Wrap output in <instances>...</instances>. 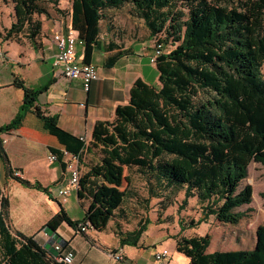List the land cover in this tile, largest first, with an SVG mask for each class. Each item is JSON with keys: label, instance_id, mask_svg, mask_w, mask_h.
I'll return each instance as SVG.
<instances>
[{"label": "trees", "instance_id": "16d2710c", "mask_svg": "<svg viewBox=\"0 0 264 264\" xmlns=\"http://www.w3.org/2000/svg\"><path fill=\"white\" fill-rule=\"evenodd\" d=\"M14 19L2 41L22 33L37 46L43 24L34 16L48 15L44 0H11ZM130 5L134 16L144 22L150 39L163 35L157 44L155 63L160 87L137 80L130 102L116 109L113 122H99L92 134L93 148H101L103 161L126 168L146 182L148 197L142 199L114 172L111 178L99 166L80 180V196L89 207L82 221H72L66 211L54 215L43 230L53 239L63 223L76 228L90 224L101 230L113 221L120 246L140 247L139 242L151 224L124 231L128 216L126 204L132 198L149 204L165 192L184 191L180 210L190 199L201 213L198 220H179L180 233L173 237L176 250L189 264H264V226L256 229L253 250L208 253L211 237L182 236L214 218L223 225L237 226L248 219L240 209L253 201L251 185L241 187L252 163L264 167V0H73L71 26L84 45L83 62L91 64L95 50H118L107 66L132 54L106 37L101 29L109 10ZM103 37V39L101 38ZM174 49L166 51L168 46ZM13 86L24 93L15 118L0 127V264H59L53 253L39 245L33 236L14 230L10 220L9 197L3 193L2 178L47 194L39 182L21 179L13 169L3 146L2 135L16 129L28 113L57 128V119L45 116L37 105L48 85L35 90L15 77ZM76 148L66 152L82 161L85 145L75 139ZM128 183V184H129ZM120 184V185H118Z\"/></svg>", "mask_w": 264, "mask_h": 264}, {"label": "crops", "instance_id": "0c3cea01", "mask_svg": "<svg viewBox=\"0 0 264 264\" xmlns=\"http://www.w3.org/2000/svg\"><path fill=\"white\" fill-rule=\"evenodd\" d=\"M9 24L11 27L14 19ZM71 25V17L64 20L43 23L41 40L37 46L27 44L26 40L18 43L14 39L3 42L1 39L0 48L3 51L6 62H2L8 75L5 82L0 80V127L9 124L17 115L22 103L24 93L13 86L15 77L22 79L31 89H41L49 86L47 91L40 94L37 105L45 116L57 119V128L50 126L39 119L34 113H28L21 124L14 130L2 135V142L5 151L11 162L13 169L18 170L20 178L30 183L39 182L43 187L48 188L54 200L38 190L41 194H33V199L37 204L46 207L49 216L43 217L42 212L36 211V216H42L40 225L31 228L28 225L24 232L12 224L11 208L13 201L9 194L10 220L13 228L27 236H32L60 211L62 207L72 221H82L85 210L89 207L86 198H81L80 184L73 189L65 202L56 197V191L67 184L68 171L67 160L63 157V152L68 148H76L75 139L84 136L87 141L92 142L94 128L99 122H113L116 117V109L119 106H126L130 102V93L134 83L141 79L145 83L159 88V77L156 67L151 64L153 52H140L136 46H122L123 50L130 49L132 54L119 58L112 66H107L109 59L118 50L107 52L104 49H97L93 53L91 64L97 68L98 80L92 84L89 93H85L79 81H71L60 77H55L53 63L58 53L57 46L53 41V33L66 32V28ZM103 39V37H101ZM111 41L106 37V45ZM77 58L83 62L84 45L77 41ZM145 58L149 63H145ZM150 66V67H149ZM151 68L155 75H150L147 68ZM153 79V82H151ZM89 144L85 146L83 157L92 152H87ZM54 155L57 160L49 161V157ZM84 164V163H83ZM99 165V164H95ZM86 167L85 165H83ZM92 166V165H91ZM90 166V167H91ZM90 167L81 179L91 173ZM17 175V174H16ZM15 184H19L13 179ZM6 181V180H5ZM129 182H124L123 189L129 186ZM21 185V184H19ZM24 188H27L21 185ZM12 188V187H11ZM29 190H34L27 188ZM28 211V208H20L18 213ZM76 213L78 216H70ZM28 215L34 212L28 211ZM81 215V216H79ZM229 226V225H227ZM44 231V230H43ZM115 224L108 222L101 230H89L85 234L79 233L76 228L63 223L53 237L51 243L40 244L55 255L52 246L56 245L63 250H71L75 254L73 264H155L154 252L156 249L165 247L172 254L174 264H189L190 260L176 250L174 236L180 233V228L173 236H155L150 228L143 234L140 247L120 246L119 238L115 234ZM191 230L182 232V236L195 237L203 236L189 233ZM254 242L250 249L255 247ZM205 236V235H204ZM211 237V236H210ZM173 241L175 249L168 248L167 244ZM214 238L211 237V244L208 253L230 252L232 249H214ZM222 246V243L219 242ZM241 246L242 243H240ZM211 249V250H210ZM123 256V261H116L112 255Z\"/></svg>", "mask_w": 264, "mask_h": 264}, {"label": "rangeland", "instance_id": "374dc122", "mask_svg": "<svg viewBox=\"0 0 264 264\" xmlns=\"http://www.w3.org/2000/svg\"><path fill=\"white\" fill-rule=\"evenodd\" d=\"M48 8V15L34 16L35 21L43 23L54 22L56 20H64L68 17V14L72 10L73 0H44ZM13 18V8L11 0H0V43L2 36ZM101 29L106 32L108 29L111 31L109 37L121 46H127L133 44L136 46V50L140 52H153V56L156 55L157 44L159 40L164 36H157L154 39H150L149 32L146 29L144 22L134 16V11L130 5H125L120 9L109 10L107 17L101 22ZM108 32V31H107ZM18 38L20 40H26L27 44H31L27 39V35L22 33ZM41 40V36H40ZM39 42V39H38ZM1 47V46H0ZM174 49V46H168L167 52ZM148 52V53H149ZM6 57L0 48V80L5 82L8 72L5 70L2 62H6ZM145 63H149V60L145 58ZM150 67V66H149ZM147 68L148 73L155 75L156 73ZM262 75L264 78V65L262 67ZM153 82V79L152 81ZM155 84L156 83H152ZM89 145H92L91 142ZM93 154H86L82 161H80L81 176L87 171L86 167L91 165L99 166L104 169V172L109 171V175L113 178L111 171L124 180L130 179L129 186L132 190L136 191L138 195L144 200L148 197L146 182L142 176L138 173H134L131 177L126 168H120L119 166L112 164L108 161H103L101 148H93ZM84 163V164H83ZM99 164V165H95ZM85 165L86 167H84ZM17 176H20L17 173ZM5 178L1 180V186L5 196L9 197L13 201V207L11 208L12 224L18 229L27 231L28 225L31 228L40 225V220L43 217L49 216L46 207H42L34 201L33 194H41L35 190H29L22 187L19 184H15L14 181H5ZM125 181H123L124 183ZM120 185V184H118ZM251 185L253 189V201L249 206L243 207L241 211H249V217L245 221L241 222L237 226H227L220 224L213 217L207 224H202L199 228L191 230L189 233L196 235H209L214 238V249H232L234 251H242L244 249H250L254 242V234L259 226H264V167L260 164L252 163L249 166V176L241 184V187ZM124 186V185H123ZM126 186V185H125ZM124 186V187H125ZM128 186V187H129ZM12 187V188H11ZM184 199V191H172L168 190L161 199H151L149 204L142 200L132 198L126 204L128 216L124 221V231H132L139 226L141 220L149 219L151 224L148 228L154 231L155 236H164L168 234V237L173 236L179 230V220L183 219L186 223L190 220H198L200 217V209L196 204V201L190 199L185 210H180V205ZM28 208V211L34 212L33 215H28V211L19 212L20 208ZM42 212L43 216H36L35 213ZM78 216L76 213H71L70 216ZM81 216V215H79ZM15 230V229H14ZM43 229L32 236L40 242V244H47L52 242V238L45 237L43 235ZM256 241V240H255ZM222 243V246L219 244ZM242 243L243 246L240 245ZM168 248L175 249V243L170 241L167 244ZM211 248V247H210ZM211 250V249H210Z\"/></svg>", "mask_w": 264, "mask_h": 264}, {"label": "built area", "instance_id": "2783aa9c", "mask_svg": "<svg viewBox=\"0 0 264 264\" xmlns=\"http://www.w3.org/2000/svg\"><path fill=\"white\" fill-rule=\"evenodd\" d=\"M53 41L55 42L58 49V53L53 63L55 77H60L71 81H79L84 92L89 93L92 84L98 80L97 68L92 64L87 65L77 58L76 45L78 38L76 37V32L73 30L72 26L69 25L66 28V32L53 33ZM158 48L156 55L151 58V64L155 63L156 56L160 53ZM80 141L83 142L85 146L89 144L84 136L80 137ZM63 157L67 160L68 182L65 186L60 187L56 191V197L65 202L72 190L77 188L80 184L81 168L79 156L64 151ZM56 160L57 157L54 155L49 157V161L51 162ZM79 228L81 232L87 233L90 230V224L83 223L79 226ZM43 233L45 237L51 238L45 231H43ZM52 249L55 252V260L59 264H73L75 261V254L73 251L63 250L57 245L55 247L52 246ZM112 256L116 261L124 260L123 256L121 255L113 254ZM154 263L174 264L172 260V254L169 249L165 247L156 249L154 252Z\"/></svg>", "mask_w": 264, "mask_h": 264}]
</instances>
